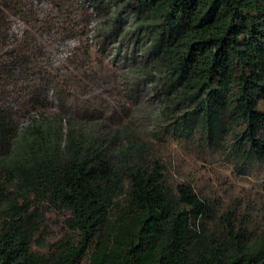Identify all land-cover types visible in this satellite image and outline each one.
<instances>
[{"label":"trees","instance_id":"obj_1","mask_svg":"<svg viewBox=\"0 0 264 264\" xmlns=\"http://www.w3.org/2000/svg\"><path fill=\"white\" fill-rule=\"evenodd\" d=\"M122 1L116 14L136 13L143 43H155L145 74L186 103L177 130L236 124L264 160V0ZM23 3L0 0V264H264V242L200 227L204 200L190 184L171 190L149 146L45 114L47 79L23 104L19 81L38 57L8 43L9 19L31 15ZM42 203L69 210L76 234L46 254L33 249Z\"/></svg>","mask_w":264,"mask_h":264},{"label":"rangeland","instance_id":"obj_2","mask_svg":"<svg viewBox=\"0 0 264 264\" xmlns=\"http://www.w3.org/2000/svg\"><path fill=\"white\" fill-rule=\"evenodd\" d=\"M19 1L32 12L29 18L9 19L8 43L34 44L38 55L19 78L27 108L32 90L47 79L54 87L48 97L43 93L45 114L61 112L88 130L149 146L161 159L171 190L190 184L204 200L207 209L198 224L207 234L227 238L233 231L263 244L264 160L236 124L221 122L212 132L198 127L189 136L177 130L186 103L173 91L168 96L164 78L145 74L155 43H143L133 23L136 13L117 15L120 0ZM5 52L0 50V64ZM39 214L36 252L46 254L62 238L76 237L67 225L69 210L42 203Z\"/></svg>","mask_w":264,"mask_h":264}]
</instances>
